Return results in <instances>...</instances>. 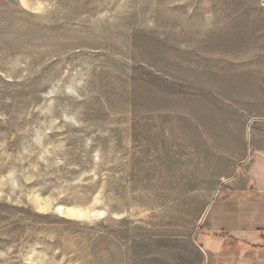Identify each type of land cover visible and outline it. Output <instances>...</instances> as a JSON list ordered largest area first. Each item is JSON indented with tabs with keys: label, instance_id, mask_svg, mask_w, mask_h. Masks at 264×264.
I'll return each mask as SVG.
<instances>
[{
	"label": "rangeland",
	"instance_id": "obj_1",
	"mask_svg": "<svg viewBox=\"0 0 264 264\" xmlns=\"http://www.w3.org/2000/svg\"><path fill=\"white\" fill-rule=\"evenodd\" d=\"M255 118L261 0H0V264H201Z\"/></svg>",
	"mask_w": 264,
	"mask_h": 264
},
{
	"label": "crops",
	"instance_id": "obj_2",
	"mask_svg": "<svg viewBox=\"0 0 264 264\" xmlns=\"http://www.w3.org/2000/svg\"><path fill=\"white\" fill-rule=\"evenodd\" d=\"M255 119L250 154L219 191L196 234L201 264H264V118Z\"/></svg>",
	"mask_w": 264,
	"mask_h": 264
},
{
	"label": "water",
	"instance_id": "obj_3",
	"mask_svg": "<svg viewBox=\"0 0 264 264\" xmlns=\"http://www.w3.org/2000/svg\"><path fill=\"white\" fill-rule=\"evenodd\" d=\"M261 5H262V8H263V10H264V0H261ZM256 120H259V119H253L251 122H254V121H256ZM251 122H250V123H251ZM249 125H250V124H249ZM249 131H250V129H249V127H248V136H247V139H248V140H247V141H248V144H249V154H250V139H249L250 137H249ZM241 165H243V162H242V163H239V164L237 165V168H236V176H237V174H238V170H239V168H240ZM236 176H235V177H236ZM235 177H233V178H231V179H229V180L224 181V182L220 185L219 189L222 187V185H224V184H226V183H228V182L234 180ZM218 192H219V190H217V193H216L215 197L217 196ZM211 204H212V202H211ZM211 204H210V206H211ZM198 230H199V228H198ZM193 243L197 246L196 241H195V236H194V238H193ZM199 249L201 250V248H199Z\"/></svg>",
	"mask_w": 264,
	"mask_h": 264
}]
</instances>
